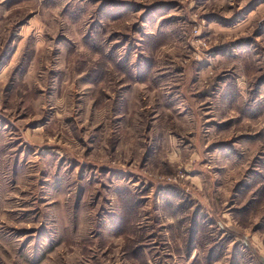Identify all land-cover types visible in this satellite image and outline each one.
I'll return each instance as SVG.
<instances>
[{
	"label": "rangeland",
	"instance_id": "374dc122",
	"mask_svg": "<svg viewBox=\"0 0 264 264\" xmlns=\"http://www.w3.org/2000/svg\"><path fill=\"white\" fill-rule=\"evenodd\" d=\"M0 264H264V0H0Z\"/></svg>",
	"mask_w": 264,
	"mask_h": 264
},
{
	"label": "crops",
	"instance_id": "0c3cea01",
	"mask_svg": "<svg viewBox=\"0 0 264 264\" xmlns=\"http://www.w3.org/2000/svg\"><path fill=\"white\" fill-rule=\"evenodd\" d=\"M150 109L152 108V107H149Z\"/></svg>",
	"mask_w": 264,
	"mask_h": 264
}]
</instances>
